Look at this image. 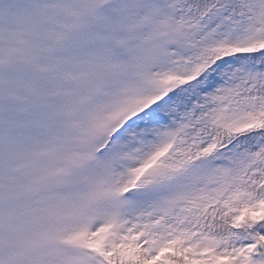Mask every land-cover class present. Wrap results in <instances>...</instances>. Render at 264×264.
<instances>
[{"label":"snow or ice","instance_id":"6c2138e0","mask_svg":"<svg viewBox=\"0 0 264 264\" xmlns=\"http://www.w3.org/2000/svg\"><path fill=\"white\" fill-rule=\"evenodd\" d=\"M0 264H264V0H0Z\"/></svg>","mask_w":264,"mask_h":264}]
</instances>
